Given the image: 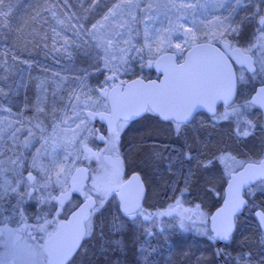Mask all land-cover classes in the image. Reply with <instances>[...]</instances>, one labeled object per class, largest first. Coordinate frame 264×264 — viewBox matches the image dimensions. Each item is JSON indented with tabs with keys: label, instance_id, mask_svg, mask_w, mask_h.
Segmentation results:
<instances>
[{
	"label": "rangeland",
	"instance_id": "374dc122",
	"mask_svg": "<svg viewBox=\"0 0 264 264\" xmlns=\"http://www.w3.org/2000/svg\"><path fill=\"white\" fill-rule=\"evenodd\" d=\"M118 3L122 7L114 8ZM52 6V29L48 28L53 34L36 57H22L13 50V58L0 59V168L5 170L0 183L9 181L15 187L20 181L19 192L32 191L25 183L31 172L37 187L48 184L33 191V198L24 197L26 208L35 198L66 191L82 159L95 157L88 149L97 148L102 140L93 135L94 123L86 110H108V98L102 95L111 86L107 74L116 73L123 81L152 77L148 63L159 54L171 50L183 60L200 41L226 40L250 49L257 56V68L264 60V33L258 30L264 0H55ZM110 10L115 14L105 20ZM242 74L238 105L251 99L264 80V73ZM224 107L216 119L198 114L179 136L173 123L164 125L153 112L136 123L124 122L128 128L120 141L127 160L124 167L142 169L148 186L143 214L135 220L123 216L111 191L94 214L86 245L69 264H221L210 214L223 199L230 173L264 155L262 110L253 106L242 109L239 118L222 120ZM238 119L240 130L248 135H237ZM243 121L255 127L248 128ZM101 145L112 152L111 137ZM16 159L24 162L23 167L10 163ZM97 161L85 163L91 176L79 190L83 195L99 197L94 185L111 188L118 180L119 168L103 157ZM248 190L254 208L264 207V184ZM4 198L20 197L10 193ZM220 251L228 262L248 264L239 259L244 254L251 256L250 264H262L264 234L256 219L240 217L231 241Z\"/></svg>",
	"mask_w": 264,
	"mask_h": 264
},
{
	"label": "snow or ice",
	"instance_id": "6c2138e0",
	"mask_svg": "<svg viewBox=\"0 0 264 264\" xmlns=\"http://www.w3.org/2000/svg\"><path fill=\"white\" fill-rule=\"evenodd\" d=\"M120 7H122V5L119 3L114 6V8ZM114 14V11L110 10L104 19L108 20L109 17ZM258 14L259 13L257 12L254 15ZM3 15V13H0V16ZM259 25L260 27L258 30L264 33V17L260 18ZM100 26L102 27V25ZM96 29L97 25H93V30ZM229 31L236 32L238 29L231 28ZM190 32L191 29L186 30V34ZM145 39L147 40L149 37L146 35ZM108 43L111 44V41ZM177 47H179V45H177ZM229 47H231V45H229ZM234 51L239 52L240 50L234 49ZM246 51H250V49ZM236 62L239 63L242 68V72L238 76L228 67L227 62L221 61L217 63L212 72H209L206 68H194L182 80H180L171 91H164L152 86L135 98L126 97L120 92H114L110 97L107 92L102 93V95L111 100V107L109 109L110 114L107 119L111 126L109 135L112 138V150H115V142L118 141L119 133L124 126V122H126L129 117L139 116L141 111L155 112L163 119L173 121L175 131L179 136L182 134V129L186 127L189 122L192 109L196 107L195 103L187 107L184 106V103L190 99L196 98L198 103L208 101L210 110L214 112V109L211 108V104H214L216 99L223 98L227 107L226 111L219 116V119L222 120H229L232 117H241L242 109L247 110L256 105L264 107V87H261L255 96L251 99H246L241 105H234L232 102L236 83L238 81H243L244 79L242 74L243 71L250 72L253 76L258 72L264 73V60L259 62V68L254 66V61L250 57H247L244 60H237ZM107 63L108 62L106 61V67ZM218 78L223 79L227 83V91L223 97L217 94L214 89V81ZM108 79H112V77H109ZM261 83L264 84V80H262ZM228 109H230V111ZM91 115L92 114L90 113L89 116ZM213 118H217L215 113ZM243 123L246 124L248 128L255 127L252 125L251 121H243ZM248 134L247 131L240 130V120L238 119L237 135ZM29 135L31 136L32 133L29 132ZM101 139H103V137H101ZM45 143H47V141H45ZM25 146H29L27 142ZM40 154L41 150L37 149V156ZM0 155H3V153L0 152ZM37 156L33 157V168L37 167ZM186 158L190 160L193 157L189 155ZM10 163L15 167H23L24 164L20 159L10 160ZM118 163L119 160L117 158V164ZM4 172L5 170L0 168V176H3ZM63 172L64 170L61 169V172L57 174V183H59V176L63 174ZM25 183L28 184L32 191L24 193L19 192V188L22 186L20 181H16L15 187H12L11 182L9 181L0 183V201L10 193L16 194L20 197L16 206H14L13 211L19 214L21 219H23L24 216L20 205L23 202L24 197L33 198V191H41L48 187V184L37 187V182L31 172H29ZM93 191L99 194L100 199L88 203L86 205L87 212H85V209H82L76 214L74 217L76 224V237L70 242H65L63 244L58 243V238L64 227L63 225H60L55 231L47 233V240L43 244L36 243L35 239L30 234L26 238L24 235V228L11 229L6 226L0 227V246L5 249L4 254L0 256V264H66L69 257L75 252L79 238L89 233L92 213L96 211L98 204H103L104 199L111 193L112 189L104 183H100L94 185ZM66 198L67 193L63 192L60 197L49 196L41 198L38 200V203H47L51 199H56L61 205H63ZM240 203L242 204L243 201H240ZM120 207L124 215L130 220H135L138 216L143 214V209L141 208L138 199L133 201L122 195ZM238 207L239 205H237L232 211L234 212ZM213 219V226L216 230L217 236L222 239H227L228 234L232 229L230 219L219 228L215 225V218ZM37 220H43V223L38 224L35 228V231L37 232H47V227L53 223V221L46 219L45 216H38ZM261 220L264 221V214H261ZM0 223H4V221H0ZM181 227H183V223H181ZM239 259L241 261L246 260L248 264H250L251 256L248 255L245 257L244 254H241ZM262 264H264V261H262Z\"/></svg>",
	"mask_w": 264,
	"mask_h": 264
},
{
	"label": "water",
	"instance_id": "95a60500",
	"mask_svg": "<svg viewBox=\"0 0 264 264\" xmlns=\"http://www.w3.org/2000/svg\"><path fill=\"white\" fill-rule=\"evenodd\" d=\"M231 45V47H229ZM234 49H239L240 51H234ZM247 57H250L254 61V66H256L254 56L245 51L243 47L239 45L232 46L229 41L222 40L220 43H214L211 41H200L194 43L185 53L184 59L179 60L178 54L174 51L168 50L159 54L154 60H152V68L159 75V77L154 78H145L141 76L133 77L126 82H122V79L116 74L111 73L107 74V79L112 77L114 80L117 79L118 82L113 84L108 90H102V93L107 92L108 96L114 94V92L123 93L126 97L135 98L139 94L144 93L146 90L155 86L157 89L164 91H171L176 84L182 80L189 72L194 68H206L209 72L214 71L215 66L218 62L225 61L227 62L228 67L237 75L236 66H241L237 63V60H244ZM246 67V65H245ZM238 76V75H237ZM261 87H264V84H260L256 87L255 91L252 93L251 98L256 95ZM214 89L217 94L223 97L227 91V83L223 79H216L214 81ZM238 97V82L235 85L234 94L232 96V102L235 103ZM108 98V97H107ZM109 109L111 107V100L108 98ZM195 103L196 107L192 109V114L189 117V121L194 119V117L201 112H206L210 116H214L218 113L221 106H226L224 99H216L214 104H211V108L214 109V112L210 110L208 101L203 103H198L196 98L190 99L184 103V106L187 107ZM260 108L264 115V107L256 105ZM147 111H141L139 116L129 117L128 120H134L140 118L146 114ZM92 114L89 116V114ZM155 113V112H153ZM87 116L92 119H100L106 124H109L107 117L109 116V110H86ZM158 115L157 113H155ZM159 116V115H158ZM104 117V118H102ZM162 118L161 116H159ZM163 119V118H162ZM165 120V119H164ZM91 176V169L87 164L78 165L72 173L71 176V188L67 193V198H70L72 195V189L77 187L80 184L88 182ZM264 180V155L258 161H248L239 169L233 171L226 183L225 194L222 203L211 213L210 219V229L217 240L218 244H226L230 241L231 237L236 231L237 216L245 212L246 207L249 205V200L246 197V191L254 186L259 181ZM147 188L139 172H134L131 176L126 179L118 187V197L121 205V196H126L130 200H139L141 208L143 207L144 199L146 197ZM92 201H97V198L94 195L88 196L82 205H80L74 212L71 213L67 220H64L61 225H63V230L58 238V243L70 242L76 237V224L74 217L82 209H86V205ZM240 201H243L241 204ZM239 207L233 212L232 210ZM121 209V207H120ZM122 211V209H121ZM261 214H264V210L258 208L255 210V216L260 224L261 229L264 232V221L261 220ZM215 225L219 228L221 225L226 223L229 219L231 221L232 229L228 234L227 239H222L216 234L214 229V219ZM84 237L79 238L78 246L76 247L75 252L69 257L66 264H68L76 253L79 251L82 246ZM217 251H219L217 249ZM222 264H232L229 262H223Z\"/></svg>",
	"mask_w": 264,
	"mask_h": 264
},
{
	"label": "flooded vegetation",
	"instance_id": "af4514ba",
	"mask_svg": "<svg viewBox=\"0 0 264 264\" xmlns=\"http://www.w3.org/2000/svg\"><path fill=\"white\" fill-rule=\"evenodd\" d=\"M250 53H252V52H250ZM252 55L255 58V63H256V66H257V62H258L257 56H256L255 53H252ZM241 70H242L241 66H237L238 75H239V72ZM158 76L159 75L157 74V76H153V77H158ZM117 82L118 81L114 79L113 81H111V85H113V84H115ZM123 82H125V81H123ZM239 86H240V82H239ZM149 112L150 111H147L146 114L144 116L140 117V118H137V119H134V120H127L126 122H129L130 124H132V123H136L137 121H141L142 118H144ZM202 113H205V112H202ZM153 114L155 116H157L159 121L161 123H163L164 125L166 123H173L174 124V122L171 121V120H164V119L160 118L158 115H156L155 113H153ZM92 120H93V123H94L93 126L97 125L96 121L99 120V119L96 118V119H92ZM110 129H111V126L106 124L104 121H102V126L101 127L100 126L97 127V129H96L97 131H96V133H93V135L97 136L98 138L103 137V139H101L102 141L99 143L97 148H94V149L93 148H89L88 151H89L90 154H93L95 157L96 156L97 157H103L110 164H112V165L116 166L117 168H119V172L117 173L118 174V180H115L113 182V185L111 186V189H112V191H113V193H114V195L116 197L119 212L123 216H125L124 213L120 209V200H119V197H118V187L126 179H128L131 176V174L134 173V172H139L141 177H142V179H143V181H144V183H145V185H146L147 189H148V186H147V183H146V181L144 179L142 169H140V168H136V169L132 168L133 169L132 170L130 168V170L129 169L126 170L125 167H124L125 161H127V160H126V157L123 158V156L121 154L123 146H122V144H120V141H121V136L124 134V132H126V130L128 128L123 126L122 130L119 133L118 141L115 142V144H116L115 145V150L111 149L112 152L111 151L108 152L107 151L108 148H106V146H104V145H101V144H103V142H106L107 140H110V135H109ZM117 158L119 160L118 164H117ZM90 169H91V167H90ZM86 183L87 182H85L83 184H80L77 187L73 188L71 197L70 198H66L64 200L63 205H61L58 202V200H56V199H51L47 203H38V200H40V199L39 198H35L33 200V203L30 206H28L29 208L28 207L26 208L25 204H24V201H23L21 203V205H20V208L23 210V216H24L23 219H21V216L19 214H17L16 212L13 211L14 206H16L17 201L20 198H17L15 200H9L8 198H4V200L0 203V221H4V223H0V227H5L6 226L7 228H11V229L24 228L25 229L24 235H25L26 238L30 234L35 239L36 243L43 244L47 240V233L55 231L62 224V222L64 220H67L69 218V216L71 215L72 212H74L80 205L83 204V202L85 201V199L88 196L94 195L97 198V201L99 200V197L97 196V194H94V193L90 192L87 195H83L82 193L79 192V190L81 188H83L84 184H86ZM70 188H71V178H70V183H69V186H68L67 190L59 192L57 197H60L63 192H68ZM76 194H80L81 195V199L75 200L73 197H75ZM146 200H147V193H146V197L144 199V203H143L142 209L144 208V206L146 204ZM248 200H249V198H248ZM249 204H250V200H249ZM98 208H99V204L97 206V209ZM95 213H96V211L92 213L91 223H92V221H94V214ZM38 216H45L46 219H48L50 221H53V223L47 227V232H37V231H35V228L37 227V225L43 223V220H40V221L37 220ZM238 218H237L236 223H238ZM87 237H88V234L85 235L83 243H82V246L86 245L87 240H88ZM215 245H216L215 246L216 247V251H217V249L219 250V251H217V256L219 258L218 261L221 262V264L223 262H228L225 259V257H222V253L220 251L221 246H223L225 244H218V242H216ZM82 246L80 247V249L82 248ZM80 249H79V251H80ZM4 252H5L4 247L0 246V256H2L4 254ZM78 252L76 253V255L78 254Z\"/></svg>",
	"mask_w": 264,
	"mask_h": 264
},
{
	"label": "trees",
	"instance_id": "16d2710c",
	"mask_svg": "<svg viewBox=\"0 0 264 264\" xmlns=\"http://www.w3.org/2000/svg\"><path fill=\"white\" fill-rule=\"evenodd\" d=\"M54 4L55 0H0V13L4 14L0 16L1 60L13 58V50L22 57H36V51H39L47 37L53 34L51 30L52 20H49V18L52 16L50 11ZM148 65L153 69L151 62ZM153 75L156 76L154 73ZM237 103L235 102L234 105H238ZM96 124L94 126L95 133L97 127L102 126V121L97 120ZM96 158L98 159L97 156L93 157L92 162L84 158L82 163H87L90 166L95 163L98 164ZM259 184H264V180L255 185ZM249 200L250 205L239 218L242 216L255 218L256 208H254L252 197ZM260 207L264 210L262 205ZM222 257L224 256L222 255Z\"/></svg>",
	"mask_w": 264,
	"mask_h": 264
}]
</instances>
